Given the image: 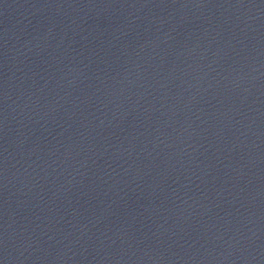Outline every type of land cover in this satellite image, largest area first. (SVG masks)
I'll return each instance as SVG.
<instances>
[{
    "label": "water",
    "instance_id": "obj_1",
    "mask_svg": "<svg viewBox=\"0 0 264 264\" xmlns=\"http://www.w3.org/2000/svg\"><path fill=\"white\" fill-rule=\"evenodd\" d=\"M0 264H264V0H0Z\"/></svg>",
    "mask_w": 264,
    "mask_h": 264
}]
</instances>
